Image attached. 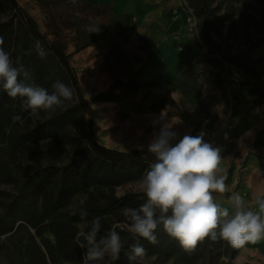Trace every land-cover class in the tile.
<instances>
[{"label":"rangeland","instance_id":"rangeland-1","mask_svg":"<svg viewBox=\"0 0 264 264\" xmlns=\"http://www.w3.org/2000/svg\"><path fill=\"white\" fill-rule=\"evenodd\" d=\"M15 1L49 42L64 46L87 100L85 121H92L98 143L124 152L147 150L161 123H171L178 133L173 144L186 134L203 132L206 142L221 149L219 174H226V193H239L249 208L258 210L256 197L264 196V0H149L148 16L133 13L131 4L116 15L99 1ZM186 7L195 16V34L188 31ZM6 17L0 9V22ZM93 24L99 31L85 30ZM101 94H110L112 101L98 100ZM61 108L31 112L19 125L34 127ZM79 128L73 123L71 135L77 137ZM7 133L0 117V156L18 177L38 167L63 165L76 147H57L44 139L29 143L22 154L7 143ZM112 194L132 200L88 213L89 225L100 218L99 235L126 223L123 209L138 208L145 200L139 181L116 187ZM213 196L230 208L227 197ZM106 203L86 193L75 196L66 209ZM81 223L73 224L75 236ZM117 231L125 244L131 234ZM204 242L190 259L154 254L140 242L145 255L130 262L128 250L120 264H264V239L235 248L231 261L225 257L226 241L218 238L210 254L204 252ZM78 248L79 255L61 250L48 222L36 229L16 224L0 235V264H83L85 249ZM112 263L110 257L90 262Z\"/></svg>","mask_w":264,"mask_h":264},{"label":"trees","instance_id":"trees-1","mask_svg":"<svg viewBox=\"0 0 264 264\" xmlns=\"http://www.w3.org/2000/svg\"><path fill=\"white\" fill-rule=\"evenodd\" d=\"M0 9L7 11V17L0 22V38L4 41L2 47L11 54L14 64L18 61L28 71L27 82L52 92V84L59 80L74 91L73 98L66 101L59 111L28 128L19 123L31 111L24 109L20 98L13 99L0 88V117L8 130L7 143L22 154L27 153L29 143L44 139L57 147L76 146L63 165L38 167L26 177H18L11 165L0 156V235L11 232L16 224L36 229L48 222L59 248L79 255L73 226L80 220L79 210L83 208L87 213H103L117 204L127 206L132 199H116L112 190L140 181L150 164L155 162V157L148 150L132 149L124 152L98 143L92 121H85L87 100L80 90L64 46L49 42L39 31L35 21L15 0H0ZM37 42L46 53L43 57L38 54ZM208 52L215 53L212 49ZM109 96L110 94H101L97 99L112 101ZM16 117L20 119H15ZM76 122L80 124V128L79 135L74 137L69 128ZM86 193L107 203L104 207L85 204L75 210L66 209L75 196ZM213 195L229 197L228 193ZM73 211L76 215L70 214ZM155 235L158 241L155 244L143 238L139 242L149 245L154 254L180 255L185 259L194 258L204 240V252L210 254L214 251L211 245L216 241L205 238L195 249L188 251L164 231L163 225H158ZM134 242L130 236L119 259L112 264H120L122 256L129 250L128 246ZM222 244L226 250L225 257L231 261L236 254L235 248Z\"/></svg>","mask_w":264,"mask_h":264},{"label":"clouds","instance_id":"clouds-1","mask_svg":"<svg viewBox=\"0 0 264 264\" xmlns=\"http://www.w3.org/2000/svg\"><path fill=\"white\" fill-rule=\"evenodd\" d=\"M84 27L89 33L99 31L98 25ZM3 43L0 38V88L9 97L20 98L25 110L32 113L54 111L73 98V89L59 80L52 84V92L28 83V71L18 61L13 63ZM36 47L43 57L46 53L39 42ZM177 136L171 123H161L158 134L147 148L155 162L139 181L145 200L138 208L123 209L126 223L113 224L104 235H99L100 218H94L89 225L87 211L79 210L82 223L75 240L85 249L83 264L103 261L105 257L113 261L119 259L124 243L118 228L126 230L135 240L126 253L130 262L145 255L140 238L152 244L158 242L155 231L161 224L164 231L188 251L205 238L222 239L234 248L264 239V196L256 197L258 210L249 208L239 193L228 197L231 211L217 203L213 193L228 191L226 174H219L221 149L206 142L203 132L196 136L186 134L173 144ZM70 214L76 215V212Z\"/></svg>","mask_w":264,"mask_h":264},{"label":"crops","instance_id":"crops-1","mask_svg":"<svg viewBox=\"0 0 264 264\" xmlns=\"http://www.w3.org/2000/svg\"><path fill=\"white\" fill-rule=\"evenodd\" d=\"M92 2H102L104 3L109 10L116 15H121L126 13L128 6L131 4L133 13L140 16H148L149 14L146 12V5L149 0H90ZM162 6L155 8L154 10H161Z\"/></svg>","mask_w":264,"mask_h":264},{"label":"built area","instance_id":"built-area-1","mask_svg":"<svg viewBox=\"0 0 264 264\" xmlns=\"http://www.w3.org/2000/svg\"><path fill=\"white\" fill-rule=\"evenodd\" d=\"M186 25L188 27V31L191 34H195V16L193 15L192 11L186 7ZM182 49V47H180V50Z\"/></svg>","mask_w":264,"mask_h":264}]
</instances>
